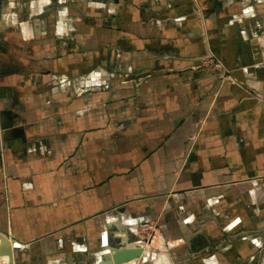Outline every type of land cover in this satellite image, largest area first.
<instances>
[{"label":"crops","instance_id":"obj_1","mask_svg":"<svg viewBox=\"0 0 264 264\" xmlns=\"http://www.w3.org/2000/svg\"><path fill=\"white\" fill-rule=\"evenodd\" d=\"M5 1L0 230L70 264L139 224L134 264L264 261V0Z\"/></svg>","mask_w":264,"mask_h":264},{"label":"rangeland","instance_id":"obj_2","mask_svg":"<svg viewBox=\"0 0 264 264\" xmlns=\"http://www.w3.org/2000/svg\"><path fill=\"white\" fill-rule=\"evenodd\" d=\"M7 3H8V0L5 1V4H7ZM203 59L209 60V62L207 64H203L202 63ZM215 64H219V65L222 64V66L225 67L224 70L218 69L217 67H215ZM198 66H201V67L202 66H212L213 68H216L217 69V73H216V76L217 77H218V74L220 72L225 71V77H229L230 79L232 78V75H231L232 72H231V70H229L220 60H216V59H213V58H210V57L202 58ZM253 98L256 99V96H253ZM142 225L143 224L137 225L136 226V229L137 230L132 232L135 235V237H136V241H134V242H140V241L143 242L145 240V238H149L150 235H151L150 229H148L146 227L148 229V230H146L145 226H142ZM245 233H247V232L245 231ZM253 235H252V238H253ZM4 236H7L8 237L9 242L8 241L7 242H8L9 248L5 250L4 254H0L1 255V257H0V264H70L66 260V257H64V256H58V255H55V256H52V255L49 256L48 255L49 257H45L44 260L38 259L37 257H39L40 255H36L37 253L34 252L33 249L26 248L24 245H21L18 242H17L18 245L17 244H15V245L14 244H11V243H16V241L14 239H12L8 234L7 235H4ZM243 237H247V234H244L242 236V238ZM115 241H116L115 239H112L110 242H112L113 245L111 243H110V245L115 246ZM106 244H107V241H106L105 244H101L99 246L100 247V248H98L100 250L99 252L98 251H97V253L92 252V255H90V256L88 254V251H87V248L86 247L83 248L81 246L80 247H78V246H71V247H69V250L71 252H73L74 250H78V251H81V252H85L86 255L88 256L87 257V262L85 264H93V260H95V257H97L99 255L98 258H101V256H103L106 252L109 251V247ZM1 246H4V245H1ZM57 249L60 250V251L63 250L64 253L66 251H68L67 250L68 248H65V246L64 247H58ZM43 256H41V257H43ZM39 260H41V262H39ZM147 264H150V262H148ZM260 264H264V261H262Z\"/></svg>","mask_w":264,"mask_h":264},{"label":"water","instance_id":"obj_3","mask_svg":"<svg viewBox=\"0 0 264 264\" xmlns=\"http://www.w3.org/2000/svg\"><path fill=\"white\" fill-rule=\"evenodd\" d=\"M7 235L6 232L0 230V235ZM120 242L118 247L109 246V251L106 252L95 264H122L132 259H137L143 256L144 249L139 246H128L126 237L117 238Z\"/></svg>","mask_w":264,"mask_h":264},{"label":"bare ground","instance_id":"obj_4","mask_svg":"<svg viewBox=\"0 0 264 264\" xmlns=\"http://www.w3.org/2000/svg\"><path fill=\"white\" fill-rule=\"evenodd\" d=\"M9 242V240H8V238H7V236H4V235H1L0 236V246L1 245H4L5 246V248H4V246H1L0 247V254H4V252H5V250L6 249H8L9 248V245H8V242ZM11 244H16V243H11ZM128 246H139V247H143V243L140 241V243L139 242H133V243H126ZM14 247V246H13ZM2 248V249H1ZM143 249H144V247H143ZM144 252H145V249H144ZM0 257H1V255H0ZM141 258V257H140ZM139 258H137L136 260H138ZM158 260H160V259H158ZM136 261H135V259H132V260H130V261H127V262H124V263H127V264H134ZM160 262H161V260H160ZM155 263L156 264H158L157 262H156V260H155ZM162 263V262H161ZM160 263V264H161ZM123 264V263H122Z\"/></svg>","mask_w":264,"mask_h":264},{"label":"built area","instance_id":"obj_5","mask_svg":"<svg viewBox=\"0 0 264 264\" xmlns=\"http://www.w3.org/2000/svg\"><path fill=\"white\" fill-rule=\"evenodd\" d=\"M209 62V60H206V59H203L202 63L203 64H207ZM215 67H217L218 69L220 70H224V66L219 65V64H215ZM218 78L221 80V81H231V79L229 77H225V71H222L218 74Z\"/></svg>","mask_w":264,"mask_h":264}]
</instances>
